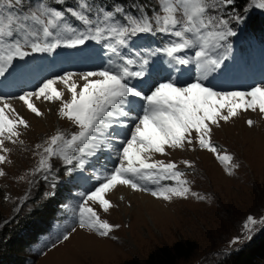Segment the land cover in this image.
Segmentation results:
<instances>
[{"label":"rangeland","instance_id":"374dc122","mask_svg":"<svg viewBox=\"0 0 264 264\" xmlns=\"http://www.w3.org/2000/svg\"><path fill=\"white\" fill-rule=\"evenodd\" d=\"M27 1L4 0L0 4V8L11 7L10 3L16 4L15 9L23 7L22 14L0 15V24L17 23L26 16L28 22H22L26 39H16V46L33 61L28 71L22 72L31 89L26 88L20 96H3L0 87V100L14 99L9 105H0V264H147L152 253L178 242H192L195 251L177 264H224L234 253L261 239L264 137L246 131H253L254 121L264 119L256 114L264 111L263 97L255 93L264 89V83L249 84L247 93H255L253 102L238 107L235 113L229 110L223 115L213 108L214 104L221 109V104L213 103L212 94L240 93L234 89L210 91L204 84L210 79L203 54L207 47L214 54L216 42L222 39L209 21L220 3L153 0L150 10L155 12L147 16L151 19L136 20L137 24L154 25L147 26V32L167 24L159 38H165L173 52L178 46L187 53L194 73L186 84L206 94L203 102L188 96L170 97L164 87L157 86L145 100L140 118L126 117L135 122L127 132L116 120H105L110 112L104 107L109 96L131 97V92L125 91L136 87L127 81L117 89L122 95L110 92L102 83L96 94L81 93L76 99L46 97L49 90L44 88L51 80L63 83L67 76H135L137 65L128 64L126 57L117 59V52L107 47L111 38L122 37L110 31L126 30L111 24V19L100 18L86 31L84 11L90 7L88 3L83 2V11L77 13L79 21L86 24L80 29L68 25L65 12L46 6V0ZM144 9L148 10L147 6ZM220 23L227 25L224 15ZM201 31L203 36L199 37ZM17 33L21 34V29ZM4 37L10 44L11 37ZM197 37L195 43L188 42ZM119 39L113 42L120 43ZM38 54L45 56V64ZM61 60L69 62L62 64ZM11 89L19 90V86L14 84ZM36 97L39 102L33 100ZM20 103H24L23 109ZM150 105L159 112L165 109L168 115L176 111L177 118L167 122L169 132L158 131L164 140L160 149L146 137L137 138L153 155L144 152L147 156L143 161L131 162L124 152L130 137H138V125L150 119ZM227 117L231 118L225 125L217 123ZM94 127L113 130V140H120L121 145L111 144L108 133L98 138ZM100 129L97 132L101 133ZM111 146L112 152L105 150ZM105 152L113 153L118 165L113 168ZM131 170L138 171L134 174ZM75 172L94 181L91 187L85 189L72 182ZM224 174L229 176L227 181ZM149 181L157 187L149 188ZM259 263L264 264V251Z\"/></svg>","mask_w":264,"mask_h":264},{"label":"trees","instance_id":"16d2710c","mask_svg":"<svg viewBox=\"0 0 264 264\" xmlns=\"http://www.w3.org/2000/svg\"><path fill=\"white\" fill-rule=\"evenodd\" d=\"M26 1L27 0H22ZM47 5L50 8H54L60 12H65L69 18L70 23L78 25L77 13L82 12V3H88L90 7L88 10H110L116 12H125L129 15H135V12L140 7L147 6L148 10L152 8L155 3L153 0H67L60 2L59 0H46ZM147 1V0H146ZM219 2L220 6L217 7L214 12L215 14L211 17L216 23L219 20V25L225 29L229 28L231 25V20L233 16H239L250 32L259 35V43L253 46L252 55L257 52L264 53V0H208V2ZM0 4H4V0H0ZM10 11L16 10L17 13L22 12L23 7L19 5V10L15 9L16 4H11ZM107 7V8H106ZM136 9V10H135ZM19 11V12H18ZM4 18L9 17V15L3 13L0 14ZM74 15V16H73ZM227 19V27L220 23L222 16ZM247 249V250H246ZM195 251V246L192 242L185 243H175L172 247H164L158 250L156 253H152L149 256L147 264H177L179 260H188L192 257ZM264 251V235L257 242H251L246 245L245 248L241 249L239 252L234 253L229 260L224 262V264H260V252ZM122 264H139L135 261L124 262Z\"/></svg>","mask_w":264,"mask_h":264},{"label":"bare ground","instance_id":"6f19581e","mask_svg":"<svg viewBox=\"0 0 264 264\" xmlns=\"http://www.w3.org/2000/svg\"><path fill=\"white\" fill-rule=\"evenodd\" d=\"M62 82L63 83H61L59 81V79L51 80V81L47 82L44 85V88H48L49 91H48V94L45 95V96L47 97L49 95L50 96L56 95V96H61V98H67L69 96L72 99H76V97L80 96L81 93H86V94L93 95V94L97 93L96 91L99 90L100 85L102 83H104V86L105 85H109V84L112 83V80L108 79V78H102L99 75H93L92 74V75L79 76V77L78 76H67V77H65V80H63ZM165 92H168L171 96L177 95V97H181V98H187V96L192 98V99L200 98V99H202L201 102H203V99H204L205 94H206L205 92H203V90H200V88H193V87L192 88H188V89L187 88L186 89L169 88V89H165ZM67 93H69V95ZM255 93L260 94L263 97V100H264V89H260L259 91L255 92ZM255 93H251V94H249L247 92H245V93H235V94H231L230 93V94H219L218 96L212 94L211 96L215 97V101L213 103L219 102V104H221V107H220L221 109H218L219 107L218 108L215 107L214 104H213V108L215 110L220 111L223 115L225 113L229 112V110H231V112L235 113L236 109L238 107L243 106V105H248L250 103L252 104V102H253L252 101V96ZM32 95L35 96V94H29L28 96H32ZM247 97H249V98H247ZM12 100H14V99H7V100H2L1 99L0 100V105H2V107H3V104L9 105L12 102ZM33 100H35L36 102L40 101L39 99H37V97L35 99H33ZM46 100H47V98H46ZM18 106L22 107V109H23L24 103H20ZM6 108H8V107H6ZM255 108H257V107H255ZM28 112H29V110H28ZM223 112H225V113H223ZM256 114H258L260 116L264 115V111H258V112H256ZM220 118L221 117H218V119H220ZM230 118L231 117H227L226 119L218 120L217 123L219 125H222V124L225 125L226 123L229 122ZM167 122L168 121L165 119V120H162V121H155L154 125L150 124L151 122H149V121H147L145 124H139L138 127H137V131L139 132L138 137H136V136L130 137L131 142L126 147L124 155H126V157L129 158V160L131 162H141V161H143V158L145 156H147V155L144 154V152H146V154H152L153 155V153L149 152L150 151L149 149H145V147L143 145L139 144V142L137 141V138H141V137L145 138L146 137L153 144L158 145L157 147L160 149L161 148L160 145L164 142V140L162 138V134H159L158 131H162L163 130L164 132H169L170 128L166 127ZM254 122L256 124V125L254 124L255 129L253 131H249V129H247L246 132L248 134H250L251 136H253V135H261L262 137H264V119L261 120V121L258 120V121H254ZM158 125H162V126L159 127ZM230 129H232V128H230ZM234 131H232V133ZM236 135L237 136H241L240 134H236ZM105 150L106 151L110 150V152H112L114 150V148L107 147V149H105ZM223 176H224L223 178L226 181L229 179L228 175L224 174ZM112 185L114 187H118V184H116V183H113ZM128 190H130V189H128Z\"/></svg>","mask_w":264,"mask_h":264}]
</instances>
